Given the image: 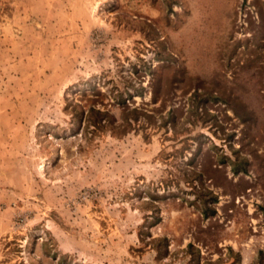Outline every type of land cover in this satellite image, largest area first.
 I'll list each match as a JSON object with an SVG mask.
<instances>
[{"label": "rangeland", "instance_id": "rangeland-1", "mask_svg": "<svg viewBox=\"0 0 264 264\" xmlns=\"http://www.w3.org/2000/svg\"><path fill=\"white\" fill-rule=\"evenodd\" d=\"M0 264H264V0H0Z\"/></svg>", "mask_w": 264, "mask_h": 264}]
</instances>
